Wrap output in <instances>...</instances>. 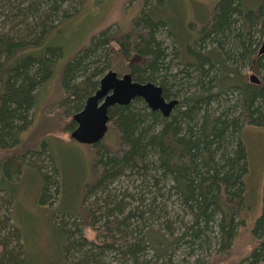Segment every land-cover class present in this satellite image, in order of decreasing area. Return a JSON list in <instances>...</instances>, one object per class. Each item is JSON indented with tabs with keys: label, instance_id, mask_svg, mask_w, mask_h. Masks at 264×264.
Listing matches in <instances>:
<instances>
[{
	"label": "trees",
	"instance_id": "obj_1",
	"mask_svg": "<svg viewBox=\"0 0 264 264\" xmlns=\"http://www.w3.org/2000/svg\"><path fill=\"white\" fill-rule=\"evenodd\" d=\"M86 1L0 0V264H190L198 251L229 253L248 212L242 129L264 128V0H213L206 19L182 27L145 0L128 30L110 25L76 50L54 102L70 118V136L73 115L109 70L157 83L179 103L168 117L142 98L111 107L105 137L84 144L91 158L77 196L65 201L54 145L69 144L25 134L66 53L53 37ZM28 168L40 175L36 202L48 210L35 216L33 241L45 228L51 244L56 230L63 239L54 259L30 247L14 215ZM252 234L257 243L242 263H264V189ZM181 249L189 259L177 261Z\"/></svg>",
	"mask_w": 264,
	"mask_h": 264
},
{
	"label": "rangeland",
	"instance_id": "obj_2",
	"mask_svg": "<svg viewBox=\"0 0 264 264\" xmlns=\"http://www.w3.org/2000/svg\"><path fill=\"white\" fill-rule=\"evenodd\" d=\"M250 1L252 0H247V2ZM144 3L145 0H87L80 14L64 26L62 33H57L53 37L59 44L66 47V53L57 66L52 79L38 94L39 100L33 112V124L25 136L31 137L35 141L48 137L53 139V142L58 141L62 144H69L65 146L54 145V158L57 163L59 160V163L62 164L61 169L65 173V201L77 196L76 183L81 181L83 175V177L86 176L87 166L84 160L87 159L89 162L91 157L90 147L72 140L70 131L65 129L70 118L63 114L62 109L54 108V102L57 101L62 90L60 83L61 67L74 56L79 47L89 42L92 35L100 30L110 25L120 26L124 31L128 30L132 20L139 14ZM151 3L152 10L161 12L165 19L180 23L178 25L182 27L190 21L202 22L206 19L212 12L214 1L152 0ZM176 27L178 28V26ZM251 73V71H247L248 76ZM241 135L247 149L249 169L245 175L248 209V212L246 211L244 214L245 224L239 228L229 253L214 254L213 251H198L195 258L194 256L190 258V264H245L242 263V259L250 253L257 243L252 234V228L263 207L264 128L245 126ZM29 169L21 182L22 197L19 198V211L14 215L18 221L20 219L19 225L27 234L28 240L32 242L35 240L38 226L35 216L41 217L43 215L45 217L48 210L45 204L39 206L36 202L38 197L36 191L41 186L39 181L37 182V177L40 175ZM169 206L173 208L172 204H169ZM39 230L41 235L37 237L36 242L33 241L30 244V247L36 249V251L50 252L54 259L59 254V244L63 239L62 236L52 228L50 230L51 244H49L46 229L39 228ZM84 233L90 237L95 235V231L91 228H84ZM32 257L34 255H31ZM183 257L189 259V256L181 249L177 261ZM197 257L200 258L199 261H195ZM184 264H188V262Z\"/></svg>",
	"mask_w": 264,
	"mask_h": 264
},
{
	"label": "water",
	"instance_id": "obj_3",
	"mask_svg": "<svg viewBox=\"0 0 264 264\" xmlns=\"http://www.w3.org/2000/svg\"><path fill=\"white\" fill-rule=\"evenodd\" d=\"M264 55V35L258 50ZM250 81L260 83L255 73ZM135 98H142L148 107L168 117L179 103L177 98L167 99L161 85L154 82H139L131 73L119 75L114 70L107 71L100 80L98 89L90 95L83 109L73 115L76 127L71 137L81 144L95 145L100 142L109 129V109L115 105H128Z\"/></svg>",
	"mask_w": 264,
	"mask_h": 264
}]
</instances>
